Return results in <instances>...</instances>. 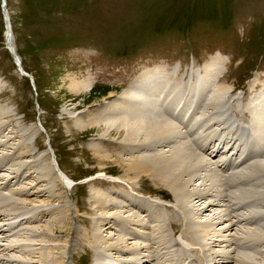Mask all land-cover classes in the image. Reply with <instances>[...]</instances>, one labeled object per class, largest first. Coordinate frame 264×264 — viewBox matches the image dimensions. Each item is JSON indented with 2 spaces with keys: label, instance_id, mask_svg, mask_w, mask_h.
Returning a JSON list of instances; mask_svg holds the SVG:
<instances>
[{
  "label": "rangeland",
  "instance_id": "1",
  "mask_svg": "<svg viewBox=\"0 0 264 264\" xmlns=\"http://www.w3.org/2000/svg\"><path fill=\"white\" fill-rule=\"evenodd\" d=\"M5 2L11 35L7 44L0 0V225L4 229L0 232V264H102L104 257L113 264L123 259L139 264H179L174 260L177 249L178 255L185 249L180 260L185 262L181 264H213L214 260L227 256L228 261L233 259L232 264H239L238 259L246 261L245 264H264V254L257 253L264 250V240L254 239L264 236L256 228L264 219L254 224L243 223L242 217L234 212L236 207L228 203L230 216L235 220L239 216L242 223L236 226L234 220L235 227L227 232L222 225L218 228L207 222L205 226L197 223V214H190L185 208L187 203L177 198L157 175L128 169L133 161H147L149 154L158 155L186 142L188 151L202 157L197 168L202 173L199 175L206 178L220 173L200 149L205 141L231 139L235 147L246 142L248 135L244 128L250 118L246 86L249 79L250 84L256 80L259 92L264 81L258 79L264 78V0ZM20 65L32 76L24 75ZM154 66L169 71L171 82L183 92V102L188 104L194 96L191 115H200L202 121L187 126L188 135L173 132L169 141L145 146L144 142H124L121 137L105 136L84 126L93 119L102 123L101 111ZM197 67L201 68L200 80L205 78L208 68H219L220 75L212 84L203 85V93L194 94L190 87L194 86ZM88 81L93 82L91 88L74 90L73 86ZM166 86L161 88L170 95L173 89H169V84ZM249 88L253 90L251 85ZM241 90H245L242 97ZM108 92L113 93L106 96ZM217 92L218 100H206L205 94L212 97ZM90 93L93 94L89 96ZM177 93L175 90L173 101L181 97ZM104 96L102 101L91 103ZM172 122L178 125L176 120ZM226 141L212 145L221 148ZM54 161L73 179L71 186H64L57 178ZM248 171L246 178L250 182L252 174L264 177L255 166H249ZM262 179L256 184H261L262 187H257L261 191L246 188L244 199L264 198ZM199 180L202 178L196 183ZM194 183L187 188L192 204L201 196L219 191L218 185L196 191ZM40 190L41 193L32 194ZM236 190L233 186L228 193ZM149 194L169 197L173 202L152 199L156 209L146 201L141 204L130 200L137 195L145 200ZM100 200L117 205L100 208ZM128 202L135 203L127 206ZM165 203L172 210L166 207L159 210ZM137 204L144 216L134 213L139 210ZM261 205H253L251 210H264ZM24 215L28 220L10 230L9 224L17 216L19 222ZM145 216L152 222H147V227L138 224ZM129 217L134 221L130 229L135 232L129 230ZM188 220L194 224L190 226ZM153 224L161 232L153 231ZM116 225L120 226L121 234H125L122 229L125 226L127 233L122 236L114 228ZM167 227L180 231L192 244L180 232L173 235ZM190 227L197 230L195 234ZM252 231L263 235L255 232L253 237ZM136 232L155 236L156 243L148 246L153 248L142 246L148 239L137 237ZM239 237L255 242L243 243L239 248L235 245ZM201 238V245H195ZM118 243L120 248H110L115 244L119 247Z\"/></svg>",
  "mask_w": 264,
  "mask_h": 264
},
{
  "label": "bare ground",
  "instance_id": "2",
  "mask_svg": "<svg viewBox=\"0 0 264 264\" xmlns=\"http://www.w3.org/2000/svg\"><path fill=\"white\" fill-rule=\"evenodd\" d=\"M5 30L8 31L7 29ZM10 31H11V28H10ZM154 67H155L154 69H151L144 76L142 77L140 76L141 78H139L137 82L135 81L136 82L135 86H131V87L124 89L120 93L117 99L110 102V104L106 106L105 110L101 111V114H99V116L101 115L100 117L104 118L102 119V123H99L96 119H93L88 124H84V126L91 128L92 130L100 131L105 136H109V137L115 136L118 138L121 137L123 138L122 141L124 142H137V143L144 142L145 146L146 145L154 146V143H157V141L158 142L167 141V140L169 141L171 134L173 132L175 133L178 131L179 134H181V132H184L183 130H180L178 125H175L171 121H169L166 115V113L167 114H169V112L172 113V111L174 110V107L169 103L170 95L169 94L167 95L165 93V90H163L161 86L167 85L166 87H168V84H170L171 79L166 72L161 71V69L159 70L158 67L160 66H154ZM21 70L23 71L24 75L32 76L23 68V66H21ZM219 72H220L219 68L212 67L211 70L208 68V70L204 72L205 78H201V80L200 78H198L199 87L202 86L201 90L205 88V86L203 85L208 86L209 84L214 82L216 77L219 75ZM258 79L263 80L264 78H258ZM258 83L259 82H257L256 80H254L252 84L249 83V87L251 85V89H253V90H250L249 88V90L255 91L256 84ZM92 85H93V82L88 81L86 82V84H81V85L73 86V87H74V90L81 92L84 89L91 88ZM261 85H262L261 91L257 92L259 90L257 89L255 91L257 92V94L252 95L255 92L251 94L248 100L249 105L246 109H247L248 117H250L248 121L250 125V130H251L250 133L252 134L253 139L255 140L256 146L260 148L259 150L260 153H257L256 155L250 154L249 156L250 157L260 156L261 159H263L262 161L253 160V162L250 163L251 164L250 167L255 166L258 171L264 173V81L261 83ZM169 89L171 90L172 88H169ZM111 93L113 92H110V93L108 92L106 96H108ZM92 94L93 93H90L89 96H91ZM106 96L101 97V99L100 98L95 99L91 103L99 101V100L102 101V99L106 98ZM219 97L220 95H218V92H217V94L215 95L212 94L211 100L212 98H213V101L218 100ZM173 99L171 98V101ZM87 125H90V126H87ZM185 144L186 142L180 144V146L178 147L176 146V148L173 147L174 149L167 150L171 152L168 154L166 153L167 151H164V150L162 153H159L158 155L149 154L147 156L148 158L147 161L142 160V162L138 161L137 163L136 161H133L131 164L128 165L129 166L128 169L135 168V169H139V170L146 171V172L157 175V177L162 182V184L164 183L165 186L169 187L173 191V193L176 195L177 198L183 199V201L187 203L185 205V208L190 214L191 213L197 214L198 216L197 218L199 219L197 223L204 224L206 226L208 225L207 222H211L212 224H214V226H217V227L218 226L220 227L222 225L223 231L227 232V231L233 230V228L235 227V224L233 222L235 218L233 219L229 214V209L227 207L228 203L223 205V202L225 201L221 199L220 197H217V195L216 197L213 196V199L215 200H213L211 196H207V197L201 196V198L198 199L199 203L196 202L198 204L196 203L192 204L191 201L193 200H190V197H189L191 191L187 190V188L191 186L190 184L195 181V183L192 185L196 186V191H199L201 189L208 190L209 187L219 184V180H218L219 175L216 173L210 174L206 177L208 180H206L205 177H202L201 175H199L202 173L199 172L197 166L203 161V159L202 157H200L197 153L193 152L192 150L188 151L187 150L188 146ZM214 152L215 150L212 151V153ZM218 152L219 150L217 151V153ZM53 153H54V150H53ZM54 164L56 166V169L58 170V172L56 173L57 178L63 183L64 186L65 185L71 186L73 184V179L60 168V165H57L58 164L57 161H54ZM100 175L105 176L106 174L100 173ZM194 178H197V179L202 178V180L201 181L199 180L200 183H196L197 179L194 180ZM263 185H264V182H263ZM33 192L34 193L32 194H37L35 192L41 193L42 191L40 190V191H33ZM221 195L222 194L220 193L218 196H221ZM256 199L257 200L262 199L264 201V198L256 197ZM100 201H101L99 202L100 208H105V209L109 207L112 208L113 206L116 207L117 205L116 202L109 203L110 202L109 200H108L109 204L107 203L108 205L105 204L104 201L102 200ZM135 202H128L127 203L128 205L127 204L126 205L130 206L131 204L133 205V203ZM147 203L149 204L150 202H147ZM137 205L139 208L140 204H137ZM123 206L124 205H122V207ZM231 206L233 207L234 205H231ZM166 208H168L169 210L171 209L170 207H166ZM240 208L238 209V207H236V210L235 208L233 209L235 213L237 211L236 214L242 217L241 221H244V220L251 221L253 219L251 218V216H254V215L256 217L264 216V212H259V213L254 212L251 214H249L248 212H239ZM140 211L144 212L143 210H140ZM238 215H235V216H238ZM239 216L237 217V220H235L236 226L238 225L237 223L239 224L241 223L239 222L240 220ZM188 222L190 223V226L194 224L193 220H188ZM262 227L264 229V224L262 225ZM170 228L172 229L174 233H177V230L175 232L172 227ZM122 229H123V232L126 234L128 230L125 228V226H123ZM190 229L194 234L197 231L193 227H190L189 230ZM138 236H140V234ZM184 236L183 238H185ZM254 239L256 240V242L258 241L260 242V241H263L262 239H264V236H261L258 239L256 238ZM126 243L127 245L129 244L128 241H126ZM117 245L119 246V243ZM113 247L116 249L120 248V246L117 247L116 244L113 246H110V248H113ZM97 249L98 251H100L101 247L97 245ZM257 253L262 254L264 253V251L258 250ZM99 254L100 253H97L98 256ZM126 254L127 253H125V255ZM228 257L229 256L223 257L224 259L221 258L220 260L221 261L223 260L224 262H226V264L227 262H232V260L228 261L229 259ZM220 260H214V263L215 262L219 263ZM132 263H134V261H132Z\"/></svg>",
  "mask_w": 264,
  "mask_h": 264
},
{
  "label": "water",
  "instance_id": "3",
  "mask_svg": "<svg viewBox=\"0 0 264 264\" xmlns=\"http://www.w3.org/2000/svg\"><path fill=\"white\" fill-rule=\"evenodd\" d=\"M1 8H2V12L4 14L5 21H7L6 27H7L8 31H6L4 34H5V39H6L7 44H9L10 25H9L7 13H6V10H5V0H1Z\"/></svg>",
  "mask_w": 264,
  "mask_h": 264
}]
</instances>
